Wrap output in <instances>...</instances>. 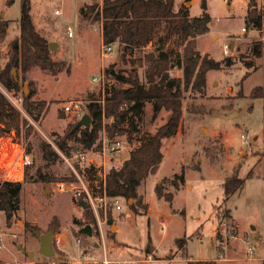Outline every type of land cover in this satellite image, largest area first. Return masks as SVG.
Masks as SVG:
<instances>
[{
    "label": "rangeland",
    "instance_id": "374dc122",
    "mask_svg": "<svg viewBox=\"0 0 264 264\" xmlns=\"http://www.w3.org/2000/svg\"><path fill=\"white\" fill-rule=\"evenodd\" d=\"M206 1L211 16L209 30L197 36L196 50L201 56L208 54L216 60L231 56L234 64L208 70L204 82L197 85H182V118L177 132L163 139L159 169L138 188L139 196L148 204L147 213H135L130 207L134 199L123 198L121 209L110 211L107 217L101 215L105 219L103 238L93 227L91 235L76 233L81 223L87 222L84 217L87 203L82 204L81 183L70 164L78 168L80 175L84 173L87 182L92 181L89 169L105 158L99 151L102 141L99 139L89 150L82 149L94 159L91 163L88 158L81 163L73 153L67 161L63 157L67 154L58 149L56 141L74 122L88 114L90 98H103L99 82L93 80L102 70L106 72L111 66L116 72L127 74L137 68L145 81V66H139L137 60L153 49V42L138 49L113 43L112 50L106 52L101 19L95 13L82 11L91 2L30 0L35 27L49 43L58 44L56 50L50 49L51 59L65 61L66 65L57 73L32 68L26 81L21 82L20 90L0 87L12 96L22 97L27 86L28 94L34 91V99L49 103L39 121L21 110L29 124L19 132L12 130L0 136V145L4 143L6 150L14 146L12 141L33 159L24 170L19 167V158L14 163L0 165V181L22 182L19 208L10 224L0 210L2 262L36 264L44 260L41 241L33 230L47 233L56 219L58 224L52 239L55 255L50 259L51 264L60 255L69 264H77L75 260L102 259L104 251L111 260L133 259V264H188V260L195 264V260L204 259H215L217 264H264V55L256 57L251 52L253 40L264 44V22L261 29L246 28L248 0ZM21 2L0 0V15L10 20L6 40L0 47V68L7 61L9 42L20 32ZM259 3L264 9V0ZM182 6L189 9L190 19L199 17L203 11L202 0H175L174 10ZM56 9L61 12L56 13ZM69 28L73 32L71 36ZM156 39L157 45H162L170 54V74L183 77V67L177 63L183 52L182 41L176 36L166 37L164 27H158ZM107 77L111 81V93L113 89L128 86L110 73ZM261 86L263 94L260 96L258 90L255 96V88ZM68 100L81 102V117L66 114L62 106ZM170 115V110L162 108L154 116L153 104L147 102L143 115L136 119L138 132L134 133L133 141L127 134L115 135L114 140L120 139L122 147L116 154H110L114 160L107 162V166H121L139 140L154 134ZM112 120V117H103V125ZM123 125L130 127L128 122ZM104 134H108L107 130L101 131V137ZM46 143L58 150L59 157L46 156ZM69 143L76 146L75 141ZM236 165H241L240 175L244 178L250 170L255 174L246 178L241 191L224 202L222 183ZM180 173H184L185 180L176 188L170 180ZM165 178L168 179L165 190L174 193L172 202L159 198L155 191L156 185ZM91 184L97 191V185ZM228 209L231 218L225 214ZM231 222L236 225L234 233L229 231ZM218 231L221 241L216 237ZM79 236L81 243L77 242ZM184 236L186 244L178 246L176 239ZM149 237L152 244L148 251Z\"/></svg>",
    "mask_w": 264,
    "mask_h": 264
},
{
    "label": "trees",
    "instance_id": "16d2710c",
    "mask_svg": "<svg viewBox=\"0 0 264 264\" xmlns=\"http://www.w3.org/2000/svg\"><path fill=\"white\" fill-rule=\"evenodd\" d=\"M174 4L175 0H105L101 9L97 2L87 4L86 9L82 8L83 12L95 13L97 19H101L104 45L120 43L131 49H138L145 48L150 42H153V49L137 60L139 66H145V81L140 78L137 68H132L127 74H122L109 66L106 73H110L118 81L126 83L128 86L113 89L111 96L106 99L104 104L90 98L92 101L87 104V108L92 126L89 128L75 127L77 122H74L65 135L56 141L58 149L67 156L83 151L82 149H91L97 144L103 129L107 130L110 140H114L116 134H127L129 140L133 141L136 137L134 133L138 132L136 119L143 115L147 102L153 104L154 116L162 108L170 110L169 119L160 125L154 134L147 138H141L122 165L111 168L106 176L107 193L112 196H121L126 200L133 198L134 203H131L130 207L137 214L147 213L148 211V204L144 203L142 197L139 196L138 188L145 179L151 174H155L159 169L163 160L162 141L174 135L181 122L182 85H189L190 83L197 85L204 82L208 70L220 69L223 66L234 64V59L231 56L216 60L208 54L201 56L196 50L197 36L209 30L211 16L207 9V1L202 0V14L195 19H190L189 9L186 6H182L175 11ZM31 10L30 0H22L19 18L20 32L9 42L7 61L0 68V87L8 91L20 90L21 82L26 81L28 72L34 67L57 73L66 65L65 61H53L51 59L49 41L35 27ZM263 22L264 9L262 5L258 0H248L245 17L246 28L261 29ZM9 23V19H5L0 15V47L6 40ZM158 27L165 28L166 37L176 36L184 44L183 52L178 57L177 62L179 66L183 67V77L170 74L172 67L170 54L162 48V45H157L156 33ZM159 41H163L162 38ZM251 52L256 57H262L264 55L263 42L253 40ZM14 70L17 72L16 77L13 73ZM249 73L248 71L245 77ZM258 90L261 96L263 87L255 88V96H257ZM33 95V90L27 95L23 93L22 108L35 121H39L42 111L48 110L49 103L42 99H34ZM0 117V136L10 133L12 130L19 132L22 126L29 124L25 114L12 104L1 88ZM103 117H112L113 120L109 124L103 125ZM125 122H128L130 127L124 126ZM27 127L29 129V126ZM69 141H75L76 146H72ZM45 146L48 158L55 159L59 157L58 150L50 143H46ZM240 171L241 165H236L232 173L222 183L224 202L228 201L236 192L241 191L246 178L255 174L253 170H250L244 178L240 175ZM89 172L91 173V179L96 180L93 166H91ZM68 179L72 180V178ZM167 180L165 178L161 183H158L155 191L159 198L172 202L174 193L165 190ZM184 180V173H180L175 174L170 181L173 186L179 188L180 183H183ZM21 192V181H0V210L4 212L8 224L11 223L19 208ZM85 203L82 200V204L85 205ZM225 214L229 218L232 217L229 209ZM84 217L87 222L81 223V228L91 225L98 234V223L91 206L84 209ZM57 224L58 220L55 219L50 226L54 229ZM80 229L76 233H82ZM229 231L236 232V225L232 222L229 224ZM196 235H198V232ZM216 237L221 241L222 236L219 231ZM186 242L187 237L185 236L176 239V244L181 247ZM151 244L152 240L149 237L148 251V246ZM218 247L221 248L220 242ZM50 259L51 257L45 256L44 260L36 264H51ZM169 259L171 260V257ZM194 262L195 264H217L215 259L195 260ZM0 264L8 263L0 260ZM62 264H69V262L63 259ZM188 264H193V260H188Z\"/></svg>",
    "mask_w": 264,
    "mask_h": 264
},
{
    "label": "built area",
    "instance_id": "2783aa9c",
    "mask_svg": "<svg viewBox=\"0 0 264 264\" xmlns=\"http://www.w3.org/2000/svg\"><path fill=\"white\" fill-rule=\"evenodd\" d=\"M84 1L91 2V3L97 2L99 5V8L101 9L105 0H84ZM55 12L60 13L61 11L59 9H56ZM68 34L70 36L73 35V32L70 30V28H69ZM105 50L106 52H110L112 50V46L105 45ZM93 80L99 82L98 86H99L100 91L103 94V98L96 100V101L104 104L106 98L109 97L111 93L109 89L111 81H109L105 70H102V73L100 74V76H97V75L94 76ZM5 93L8 96L9 100L12 102V104L23 111L22 97L15 96V95L12 96L10 95L8 91H5ZM82 107L83 105L81 104V102L76 101V100H72V101L68 100L64 102L62 106L66 114L72 116L73 118H79L83 115ZM242 137L246 138V135L242 134ZM107 140L109 141L107 142ZM99 141H102V150H99V151H101V154H103L104 155L103 157L105 158L101 159L100 161H97L96 163L94 162L95 170H96L94 175H96V180L87 182L85 180L84 173L80 175L78 168L76 166H73L71 162L70 164H71V167L73 168L74 173L77 175L78 180L81 183V190L79 194L83 195V200L87 203L88 206H91L92 210L94 211L96 218H97L99 233L104 238V231L102 229L103 228L102 225L105 223V219H102L101 215L107 217L110 210L113 211V210H119L122 208L121 202L123 200V197L109 195L106 191V176L109 170L113 167H119L117 165L107 166V162H112L114 160V158L110 156V154H116L121 149L122 141L120 139H115L112 141L109 139L108 135L106 134L100 137ZM10 143L14 146L11 148L8 147L7 150L4 147V143L0 145V165H2V163L4 162L14 163V161H17L19 158V165H20L19 167L21 168V170H24L27 166L32 164L33 162L32 155L29 152H27L25 149H23L22 147H19L18 144L13 143L12 141ZM107 154L109 155L107 156ZM73 155H76L77 158L80 159L81 163L87 158L89 159L90 163L91 161H94V159L86 156V151H79L77 153H74ZM73 155L71 156L63 155V157L67 161H69V158H71ZM97 167L99 168L98 171L96 169ZM91 182L97 185L96 186L98 187L97 191H95V188L91 186L92 185ZM62 186H64L63 183H62ZM77 242L78 243L82 242L81 236L77 237ZM81 263L82 264H131V262L127 260L109 259L106 251H104V256L102 259L86 260L85 262L81 261ZM28 264H35V263H28ZM52 264H62V259L54 260Z\"/></svg>",
    "mask_w": 264,
    "mask_h": 264
},
{
    "label": "water",
    "instance_id": "95a60500",
    "mask_svg": "<svg viewBox=\"0 0 264 264\" xmlns=\"http://www.w3.org/2000/svg\"><path fill=\"white\" fill-rule=\"evenodd\" d=\"M57 45L58 44L56 42L49 43V47L51 50H56ZM13 73H14V76L16 77L17 76L16 70H14ZM24 93L26 95L28 94L27 86H25ZM79 126H85L87 128L91 126V118L88 114L83 115L82 118H80V120L76 123L75 127H79ZM85 206L87 207L88 205L86 204ZM33 231L36 234V236L39 237L41 241L40 252L46 257H53L55 255V250L53 248L52 239H53L55 230L51 229L47 233H41L38 230H33ZM80 232L85 233L87 235H91L92 234L91 225L84 226L83 228L80 229ZM19 248H22V250H24V248L21 247V245H19Z\"/></svg>",
    "mask_w": 264,
    "mask_h": 264
},
{
    "label": "crops",
    "instance_id": "0c3cea01",
    "mask_svg": "<svg viewBox=\"0 0 264 264\" xmlns=\"http://www.w3.org/2000/svg\"><path fill=\"white\" fill-rule=\"evenodd\" d=\"M259 1V0H258ZM180 6V5H179ZM180 8V7H179ZM176 11V10H175ZM264 98V97H263ZM63 255H60L58 259H62ZM63 260V259H62ZM124 260H127V261H130L131 264H133V259H124ZM70 261V260H69ZM72 263V262H71ZM74 263H77V264H82L81 263V260H75Z\"/></svg>",
    "mask_w": 264,
    "mask_h": 264
}]
</instances>
